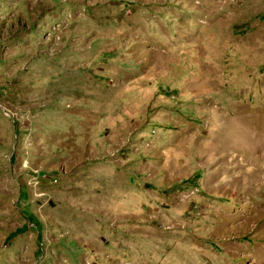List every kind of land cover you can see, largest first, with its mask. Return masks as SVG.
<instances>
[{
	"label": "rangeland",
	"instance_id": "obj_1",
	"mask_svg": "<svg viewBox=\"0 0 264 264\" xmlns=\"http://www.w3.org/2000/svg\"><path fill=\"white\" fill-rule=\"evenodd\" d=\"M0 264H264V0H0Z\"/></svg>",
	"mask_w": 264,
	"mask_h": 264
}]
</instances>
